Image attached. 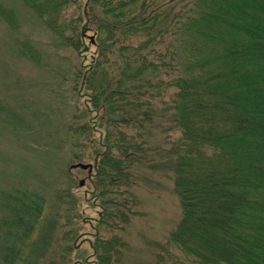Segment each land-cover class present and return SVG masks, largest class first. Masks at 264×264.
<instances>
[{"label":"trees","instance_id":"trees-1","mask_svg":"<svg viewBox=\"0 0 264 264\" xmlns=\"http://www.w3.org/2000/svg\"><path fill=\"white\" fill-rule=\"evenodd\" d=\"M73 1L24 0L81 60L73 90L89 118L79 129L98 134L88 174L99 198L94 264H127L130 189L152 172L172 177L181 217L151 259L132 264H264V0H86L83 16L67 18ZM10 196L0 264H36L46 250V264L65 261L70 244L55 248L80 235L60 234L56 213L45 220L44 250L27 257L46 198Z\"/></svg>","mask_w":264,"mask_h":264},{"label":"rangeland","instance_id":"rangeland-1","mask_svg":"<svg viewBox=\"0 0 264 264\" xmlns=\"http://www.w3.org/2000/svg\"><path fill=\"white\" fill-rule=\"evenodd\" d=\"M85 3L74 0L63 8L62 15L83 16ZM0 4V220L8 213L4 204L9 206L10 195L38 190L46 198L45 214L27 239V257L30 250H35L34 255L44 250L39 243L47 230L45 220L57 213L63 223L60 234L71 230L80 235L61 240L55 248L65 251L70 244L61 264H94L91 241L100 226L94 221L99 215L98 191L88 179L89 169L74 167L97 162L98 134L85 135L79 129L89 118L83 97L73 90L80 57L68 45L57 42L24 0H0ZM95 31L92 24L84 31V44L91 52L95 47L89 37ZM140 176L139 184L130 189L137 204L130 205L134 213L122 231L129 243L127 264L151 259L155 246L166 241L181 217L172 177L160 172ZM81 180L84 184L79 186ZM61 189L67 193L62 202L58 197ZM118 195L108 194L111 199H119ZM110 230H100V234L118 231ZM5 231L0 224V235ZM49 251L36 264H46Z\"/></svg>","mask_w":264,"mask_h":264},{"label":"water","instance_id":"water-1","mask_svg":"<svg viewBox=\"0 0 264 264\" xmlns=\"http://www.w3.org/2000/svg\"><path fill=\"white\" fill-rule=\"evenodd\" d=\"M91 39H92V37H91ZM74 167H80L82 169H89V171H91L92 165L80 163V164H76ZM83 184H84V180L79 181V186H82Z\"/></svg>","mask_w":264,"mask_h":264}]
</instances>
